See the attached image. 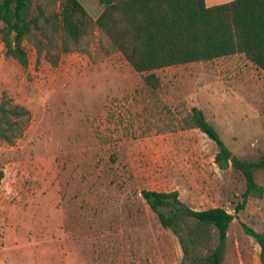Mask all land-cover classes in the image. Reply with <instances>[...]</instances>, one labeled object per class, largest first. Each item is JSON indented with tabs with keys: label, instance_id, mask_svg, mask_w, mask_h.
<instances>
[{
	"label": "rangeland",
	"instance_id": "obj_1",
	"mask_svg": "<svg viewBox=\"0 0 264 264\" xmlns=\"http://www.w3.org/2000/svg\"><path fill=\"white\" fill-rule=\"evenodd\" d=\"M78 1L92 19L102 9ZM23 46L25 67L0 42V97L26 109L18 136L0 140V264H188L140 189L223 207L233 218L221 264H260L241 223L264 228V194L234 213L242 177L216 166L205 134L178 126L195 107L233 155L264 153L259 68L242 54L166 66L152 70L151 90L118 52L96 61L68 52L51 66ZM255 179L264 187V170Z\"/></svg>",
	"mask_w": 264,
	"mask_h": 264
},
{
	"label": "trees",
	"instance_id": "obj_2",
	"mask_svg": "<svg viewBox=\"0 0 264 264\" xmlns=\"http://www.w3.org/2000/svg\"><path fill=\"white\" fill-rule=\"evenodd\" d=\"M102 9L92 19L78 0H0V42L3 55L27 65L23 42L51 66L68 52L91 61L118 52L151 90L158 86L152 72L166 66L210 61L242 54L263 73L264 0H229L207 6L204 0H97ZM97 31V35L95 34ZM26 109L2 94L0 140L11 143L21 132ZM179 128H197L216 147L219 169L238 172L244 189L232 208L242 209L248 196L262 198L264 187L255 175L264 170V153L254 159L233 155L201 110L191 107ZM1 177V172H0ZM140 197L159 224L175 236L188 264H221L227 228L233 215L221 206L192 209L176 190L140 189ZM258 246L264 264V228L256 231L241 223Z\"/></svg>",
	"mask_w": 264,
	"mask_h": 264
},
{
	"label": "crops",
	"instance_id": "obj_3",
	"mask_svg": "<svg viewBox=\"0 0 264 264\" xmlns=\"http://www.w3.org/2000/svg\"><path fill=\"white\" fill-rule=\"evenodd\" d=\"M219 1H221V0H204V3H205V5L210 6V5L220 3ZM227 1H229V0H227Z\"/></svg>",
	"mask_w": 264,
	"mask_h": 264
}]
</instances>
